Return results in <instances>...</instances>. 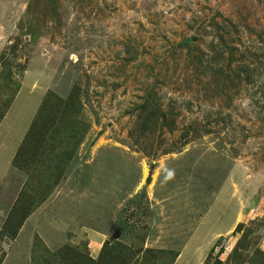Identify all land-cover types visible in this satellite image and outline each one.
<instances>
[{
	"label": "rangeland",
	"instance_id": "rangeland-1",
	"mask_svg": "<svg viewBox=\"0 0 264 264\" xmlns=\"http://www.w3.org/2000/svg\"><path fill=\"white\" fill-rule=\"evenodd\" d=\"M0 62V264H264V0H0Z\"/></svg>",
	"mask_w": 264,
	"mask_h": 264
},
{
	"label": "crops",
	"instance_id": "crops-1",
	"mask_svg": "<svg viewBox=\"0 0 264 264\" xmlns=\"http://www.w3.org/2000/svg\"><path fill=\"white\" fill-rule=\"evenodd\" d=\"M17 96V95H16ZM15 99V98H14ZM13 103V102H12ZM8 113V112H7ZM6 117L7 116H4V118L2 119V122L0 123V126L4 124L5 120H6ZM237 204V201L234 203V205ZM226 211V207L223 208V212L225 213ZM221 214H219L220 216ZM218 216V217H219ZM241 214L240 212L238 213H231V216L229 217V220H227L224 224V226H221V228L218 230L217 228L215 229L216 230V237H219V236H225L228 234V232L232 231L234 229V227L236 226L237 222H239L240 220V217ZM218 217H216L215 219H217ZM216 222V220L214 221V223ZM214 235V238H216ZM174 236V235H172ZM194 236V234L192 235ZM191 243V239H190V242H188L187 244H185L181 249L180 251L178 250V254L176 255L174 261L172 264H187V260H185V249L188 245H190Z\"/></svg>",
	"mask_w": 264,
	"mask_h": 264
},
{
	"label": "trees",
	"instance_id": "trees-1",
	"mask_svg": "<svg viewBox=\"0 0 264 264\" xmlns=\"http://www.w3.org/2000/svg\"><path fill=\"white\" fill-rule=\"evenodd\" d=\"M2 58H3V56H2ZM0 63H1V62H0ZM17 86H18V85H17ZM16 90H19V88L16 87ZM47 101H48V98H46L45 101H43L42 105H40V108H38V111H37V113H36V115H35L36 118L34 117L35 119L32 120L33 122L30 124V126H29V128H28V130H27V132H26V134H25V136H24V138H23V141H22L21 145H20V147H19V149H18L16 155L14 156L13 162H15V159L17 158V155H19V153H20V151H21V147L23 146V144H24V143L26 144L27 139H29V137H31V135H33V131H34V129L37 127L35 121L38 120L39 109H41V107H43V106L47 103ZM10 104H11V102H9V104H7V106H9ZM6 109H7V108H6ZM3 116H4V115H3V112H1V114H0V121H1V119H3ZM19 226H20V225H19ZM19 226H18V228H19ZM101 251H105V247H103V249H101ZM101 255H104L103 258L106 257L105 254L101 253L100 256L98 257V259H102V256H101ZM176 255H177V254H175V257H176ZM174 259H175V258H174ZM174 259H173V260H174ZM173 260H172V262H173Z\"/></svg>",
	"mask_w": 264,
	"mask_h": 264
}]
</instances>
